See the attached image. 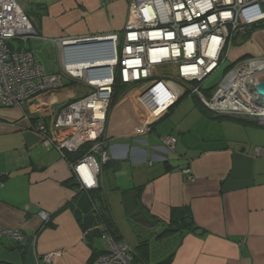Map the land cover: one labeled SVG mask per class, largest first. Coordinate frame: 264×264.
<instances>
[{"label": "crops", "instance_id": "obj_1", "mask_svg": "<svg viewBox=\"0 0 264 264\" xmlns=\"http://www.w3.org/2000/svg\"><path fill=\"white\" fill-rule=\"evenodd\" d=\"M18 2L41 37L29 42L28 49L38 60L57 54L56 66L39 61L55 73L61 56L54 40L122 35L131 0ZM241 39L231 52L234 63L264 57V23L244 44ZM10 47L19 50L22 44L13 41ZM170 86L153 81L130 87L108 120L112 159L100 183L123 239L138 248L136 264H156L164 250L167 255L175 251L171 264H264V126L251 124L257 120L250 117H244L248 122L216 119L198 97ZM83 87L68 83L22 109L0 106V228L34 235L44 224L40 213L51 215V225L40 231L33 246L0 238V264H44L41 257L53 252L60 254L52 264H95V251L106 252L97 246L101 236L85 240L76 215L77 191L67 184L75 178L70 162L57 151H45L33 130L37 120L49 125ZM162 106L167 111L159 116ZM149 124L151 132L142 135ZM168 136L177 139L173 149L162 143ZM256 148L263 153L256 154ZM139 186H144L141 202L152 216L168 221L174 208L189 207L197 230L181 242L154 240L150 233L141 238L128 220L123 197Z\"/></svg>", "mask_w": 264, "mask_h": 264}, {"label": "built area", "instance_id": "obj_2", "mask_svg": "<svg viewBox=\"0 0 264 264\" xmlns=\"http://www.w3.org/2000/svg\"><path fill=\"white\" fill-rule=\"evenodd\" d=\"M263 22L264 0H131L122 35L54 40L60 50L61 68L48 73L28 49L30 41L41 39L32 19L18 0H0V106L22 109L40 96L63 90L68 83L90 89L82 98L65 104L49 125L37 120L33 130L41 137L45 151H57L64 158L67 153L90 146L83 158L70 162V167L82 190H96L103 166L112 159L107 147V124L117 76L129 88L153 81L178 85L215 114L250 117L264 125V115L259 114L264 104L253 92V86L264 81V57L237 61L210 99L201 89L229 60L237 40L245 39L253 27ZM84 40L101 42V59L71 61L72 52L67 47ZM13 41H19L22 48L12 50ZM104 60L110 61L106 68L99 65ZM158 69H170L172 75L168 80L157 79L164 73H158ZM246 96L251 97L250 102L245 101ZM243 105L248 109L236 108ZM162 108L159 116L167 111ZM151 125L143 126L140 133L148 135ZM161 140L169 149L177 143L173 136ZM255 152L262 154L263 150L256 148ZM185 173L191 177L190 169ZM40 218L47 223L51 215L41 212ZM2 237L18 244L30 242L32 246L38 239L35 234L7 228H0ZM107 240L109 249L95 264L135 263L134 247L128 241L112 237ZM59 254H45L41 260L52 264Z\"/></svg>", "mask_w": 264, "mask_h": 264}, {"label": "trees", "instance_id": "obj_3", "mask_svg": "<svg viewBox=\"0 0 264 264\" xmlns=\"http://www.w3.org/2000/svg\"><path fill=\"white\" fill-rule=\"evenodd\" d=\"M38 8L40 10L39 6ZM33 23L35 24L34 21ZM35 26L37 28L36 24ZM261 28H263V23L253 27L252 30L247 34V37H249V35H251L253 31H256ZM235 65V63H232L227 72H229L233 67H235ZM161 76L156 78H163ZM165 79H169V77H166ZM201 84L199 85L201 86ZM128 89L129 87L123 84L121 78L117 76L111 110L118 103L120 98L128 91ZM201 89L204 95L210 99L214 91L217 89V86H213L211 88L202 87ZM186 96H189V93H187ZM212 116L220 120L234 119L240 122H248L247 119H245L246 117L232 118L228 117L227 115L225 116L219 114H212ZM250 123L258 125V120ZM89 149L90 146H86L76 153H67L66 159L69 162H75L83 158L85 154H87ZM110 162L104 165L103 169L108 167ZM166 165H168V163H166ZM167 167L168 169L170 168L169 165ZM67 184H69V186L72 188L74 187L77 191L75 202L79 205V211L76 212V215L78 216L79 222H81L82 224L86 241L91 243L94 239L99 236L107 238L112 237L116 241L124 240L123 236L121 235L120 229L117 223L115 222L112 211L109 207L107 192L104 190V188H102L101 183L99 188L96 190H82L79 184L76 182L75 178H73V180H71ZM143 189L144 186H139L131 190H126L123 196L128 220L133 230L137 234H139L140 237L142 234L150 233L151 238H154V240L175 239L176 241L178 240V242H181L187 234L195 232L197 230L193 215L189 207L174 208L172 210L171 217L168 221L159 220L152 216L150 211L141 202V195ZM50 223L51 220L47 223H44L42 228L35 235L39 236L40 231L43 228H47L48 226H50ZM148 241L143 242V244L148 243ZM19 245L24 246V244ZM24 248L26 251L28 250V247ZM134 251V264H136L141 259V255L138 252V248H134ZM170 253L166 255V257H163L160 262L156 264H171L175 256V251L171 254ZM101 254L102 253L95 251V253L93 254L92 261L95 262Z\"/></svg>", "mask_w": 264, "mask_h": 264}, {"label": "rangeland", "instance_id": "obj_4", "mask_svg": "<svg viewBox=\"0 0 264 264\" xmlns=\"http://www.w3.org/2000/svg\"><path fill=\"white\" fill-rule=\"evenodd\" d=\"M232 55H234V53H232L230 55L229 60L226 63H224L223 66L204 84V88H211L213 86L219 87V84L223 80V78H224L225 74L227 73V70L229 69L230 65L235 62L232 59L233 58ZM57 57L58 56L56 54V55H54L53 58L47 59L46 57H44V55H41L39 57V60L38 61H40L43 65H46V66H49V65L56 66V62H57L56 59H57ZM162 72H164V73H163V75L161 77H163L164 79L166 77L168 78L170 75H172V71L170 69H166V70L165 69H158V73H162ZM78 84H80V83H78ZM166 85H168V84H166ZM185 85L188 86L189 88H191V85L190 84H185ZM79 86H81V85H79ZM90 91L91 90L88 89L87 87H85V90H84V87H83L82 90L78 91V93H79L78 94L79 95L78 98H82L83 96H85L86 94H88ZM260 102L262 104H264V100L260 99ZM263 113H264V111H263ZM260 115H264V114H260ZM160 125H162V124L160 123ZM107 128H108V124H107ZM97 246L100 249H103V250L107 251L109 249V243H108L107 238L102 237V238L97 239ZM162 255L164 257H166L167 253H165V250L163 251Z\"/></svg>", "mask_w": 264, "mask_h": 264}, {"label": "water", "instance_id": "obj_5", "mask_svg": "<svg viewBox=\"0 0 264 264\" xmlns=\"http://www.w3.org/2000/svg\"><path fill=\"white\" fill-rule=\"evenodd\" d=\"M240 44H244L245 39H241ZM101 42L98 40H84L70 44L67 47V51L72 52L71 61L81 62L89 59H101L98 53L101 49ZM107 58H109L107 56ZM253 92L259 99L264 100V81L253 86ZM264 126V125H262Z\"/></svg>", "mask_w": 264, "mask_h": 264}, {"label": "bare ground", "instance_id": "obj_6", "mask_svg": "<svg viewBox=\"0 0 264 264\" xmlns=\"http://www.w3.org/2000/svg\"><path fill=\"white\" fill-rule=\"evenodd\" d=\"M109 64H110V61H108V60H104V61H102V63L99 64V65H101L103 68H106L107 66H109ZM226 92H227V91H226ZM223 97H224V96H223ZM222 100H223V99H222ZM245 101L250 102V101H251V97H247V96H246V100H245ZM230 102H231V100H230ZM223 106H225V104H224ZM227 106H228V107H231V109L234 108V106H232L231 103H228ZM236 108H238V109H245V110L248 109V107H246L245 105L240 106V107L237 106ZM260 114H264L263 111H262V112L260 111Z\"/></svg>", "mask_w": 264, "mask_h": 264}, {"label": "clouds", "instance_id": "obj_7", "mask_svg": "<svg viewBox=\"0 0 264 264\" xmlns=\"http://www.w3.org/2000/svg\"><path fill=\"white\" fill-rule=\"evenodd\" d=\"M264 23V22H263Z\"/></svg>", "mask_w": 264, "mask_h": 264}]
</instances>
